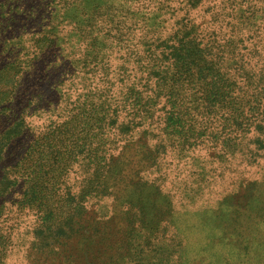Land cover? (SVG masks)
<instances>
[{"label": "trees", "instance_id": "obj_1", "mask_svg": "<svg viewBox=\"0 0 264 264\" xmlns=\"http://www.w3.org/2000/svg\"><path fill=\"white\" fill-rule=\"evenodd\" d=\"M263 163L264 0H0V226L26 264H144L137 221ZM215 209L172 224L197 264L237 249Z\"/></svg>", "mask_w": 264, "mask_h": 264}, {"label": "rangeland", "instance_id": "obj_2", "mask_svg": "<svg viewBox=\"0 0 264 264\" xmlns=\"http://www.w3.org/2000/svg\"><path fill=\"white\" fill-rule=\"evenodd\" d=\"M226 148L228 156L233 159L235 158L233 154L239 153L236 144L232 142L228 143ZM244 170L245 176L242 178L244 180L239 181L243 183L244 181L246 183L255 181L256 186L242 187L240 185L237 187L236 184H232L233 179H230L227 180V184L221 182L220 193L222 194L220 196L223 195L221 197L205 198L203 195L199 200L185 199L182 202L177 200L173 205L178 214L166 215L165 211H155L156 215H150V221L146 224L137 221L135 224L141 230H138L139 233L133 238L139 247L137 253L144 250V264H197L194 261V253L184 247L185 242L186 245L192 246L200 235L191 233L194 236L190 237V240L194 242L192 244L186 235L175 230L172 224L173 221L181 222V220L186 221L190 218L189 215H184L187 212L196 210L202 212L208 208H216L207 216L210 223L217 226L222 240L230 239L237 247V249L231 248L228 252L223 250V255L218 258L217 264H225L227 261L231 264H264V163L260 167H245ZM204 187H207V184ZM223 188H226V193L222 192ZM230 195L232 196L228 197ZM169 209L172 207L169 206ZM57 212L61 217L62 211ZM20 213L16 209L12 210L10 219L16 222L15 218ZM17 220L21 223L20 232L24 230L22 237L33 238L32 231L39 224L38 218H34L30 213L28 216H18ZM245 226H248L246 231H244ZM26 227L28 229H25ZM10 229L11 227L5 225L0 226V264H17V261H25L26 264L28 258L25 255L28 254L27 250L31 244H23L22 240L15 237L17 231L12 234ZM210 256L211 253L204 255L201 258L204 260L202 264L209 263ZM129 257L132 260L133 257L131 255ZM47 264H53V262L50 261ZM133 264H138V262Z\"/></svg>", "mask_w": 264, "mask_h": 264}]
</instances>
